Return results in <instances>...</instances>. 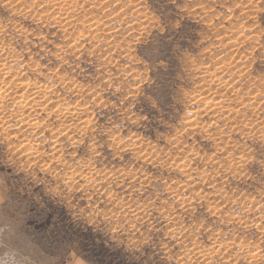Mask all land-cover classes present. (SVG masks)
<instances>
[{"label": "rangeland", "instance_id": "1", "mask_svg": "<svg viewBox=\"0 0 264 264\" xmlns=\"http://www.w3.org/2000/svg\"><path fill=\"white\" fill-rule=\"evenodd\" d=\"M72 1L0 0V264H131L149 244L167 264H264V36L248 0H185L183 36L137 0ZM20 81L39 97L21 104ZM125 86L139 131L105 152L90 127Z\"/></svg>", "mask_w": 264, "mask_h": 264}, {"label": "snow or ice", "instance_id": "2", "mask_svg": "<svg viewBox=\"0 0 264 264\" xmlns=\"http://www.w3.org/2000/svg\"><path fill=\"white\" fill-rule=\"evenodd\" d=\"M141 7L145 10H150L160 21L156 25L157 32L161 29L168 31L170 35L183 36L187 33L189 24L187 23L188 12L181 11L180 9L185 4V0H137ZM245 7L249 8L252 14V25H255L254 31H259L262 36H264V0H248ZM184 17V19H181ZM251 46V45H250ZM261 49H264V44L260 45ZM157 51L163 52V49H156L153 46L143 50V55L148 59L158 58ZM257 55L261 56V60H264V55L259 51L256 52ZM261 72H264V66H259ZM139 84V81H137ZM105 87H108L105 84ZM137 96L140 93L134 91L132 88L125 86L119 95H113L112 99L115 100V104H107L101 107L97 111L99 117H104L105 119H95L94 123L90 127L91 140L92 143L97 145L98 148L107 152V146L111 143L112 147L116 148L119 152H125V145L123 142H131L135 136H137L139 128H137V122L132 120L131 117L135 114L138 109L135 108L138 100ZM146 101V105H151V100L147 97H141ZM157 100H161L160 96H157ZM163 101L161 100V103ZM154 107L155 105H151ZM105 107L107 111H105ZM127 112L128 116L125 117L124 113ZM124 122H121V121ZM128 126L129 131H125V126ZM136 129L133 132L132 129ZM97 137L99 139L97 140ZM259 150V158L255 161L258 168L264 167V142H260L257 145ZM112 156V153H108ZM253 156L256 153H252ZM137 167H139V162L134 157L132 160ZM159 169L157 168V173ZM145 178H148L147 176ZM264 179V176H261ZM153 243H156L153 241ZM157 247H160L157 244ZM155 257V259H153ZM131 264H167L166 259H162L157 255L155 250H152V245L149 244L145 249L144 253H140L138 257L131 258Z\"/></svg>", "mask_w": 264, "mask_h": 264}, {"label": "bare ground", "instance_id": "3", "mask_svg": "<svg viewBox=\"0 0 264 264\" xmlns=\"http://www.w3.org/2000/svg\"><path fill=\"white\" fill-rule=\"evenodd\" d=\"M3 1H4V0H3ZM76 1H77V0H76ZM124 1H125V0H124ZM49 2H50V1H49ZM51 2H52V1H51ZM65 2H66V1H65ZM72 2H75V0L72 1ZM67 3H70V2H67ZM76 3H77V2H76ZM9 4H11V3H9ZM73 4H75V3H73ZM41 5H42V4H41ZM59 5H60V4H59ZM14 7H15V6H14ZM20 7H21V6H20ZM68 9H69V8H68ZM18 10H19V9H18ZM139 10H140V9H139ZM66 11H67V10H66ZM117 11H118V10H117ZM26 16H27V15H26ZM137 23H138V22H137ZM18 26H19V25H18ZM78 28H79V27H78ZM92 33H93V32H92ZM77 36H78V35H77ZM2 48H4V46H3ZM85 48H86V47H85ZM3 54H4V53H3ZM233 54H234V53H233ZM245 57H246V56H245ZM238 58H239V57H238ZM13 59H14V57H13ZM3 62H4V61H3ZM3 62H2V63H3ZM0 63H1V62H0ZM241 66H242V65H241ZM0 67L2 68V70L7 71L6 74L8 75V77H12L11 75H13V72H12L13 67H10V66H8V65H0ZM203 68H204V67H203ZM0 71H1V70H0ZM238 72H239V71H238ZM242 72H243V71H242ZM9 73H11V74H9ZM2 75H3V74H2ZM9 75H10V76H9ZM20 77H21V76H19V78H20ZM0 78H1V80L3 79L2 76H0ZM16 78L19 79V78H18V75L16 76ZM9 80H10V79H9ZM11 80L13 81L14 78L11 79ZM15 80H16V79H15ZM15 80H14V81H15ZM24 81H25V80H24ZM24 81H23V82H24ZM1 82H2V81H1ZM23 82L20 81V84L23 83ZM2 83H3V82H2ZM24 83H25V82H24ZM26 83H28V82H26ZM9 84H10V83H9ZM16 84H17V83H16ZM18 84H19V83H18ZM30 84H31V83H30ZM35 84H36V83H35ZM21 85H22V86L19 85V88H21V89L25 88V90H24V91H25V94H23V95H24V98H23V96H22L23 99L20 100V102L22 101V102H21V104H22L23 102L27 103V99H26V98L29 99V97H30V96H33L35 93L32 91L33 89H30L32 86L30 87V85H28V86L30 87V88H28V87H26L27 84H26L25 86H24L23 84H21ZM16 86H17V85H16ZM35 86H37V84H36ZM8 87H9V86H8ZM33 87H34V86H33ZM33 87H32V88H33ZM10 88H11V87H9V89H10ZM4 89H5V88H4ZM6 89H7V88H6ZM35 89H36V88H35ZM35 89H34V91H35ZM38 89H39V88H38ZM40 89H41V88H40ZM1 90H2V89H1ZM30 90H31V91H30ZM15 91H16V90H15ZM17 91H18V90H17ZM20 91H22V90H19V92H20ZM51 91H52V90H51ZM1 92H2V91H1ZM3 92H4V91H3ZM48 92L51 93L50 91H48ZM16 93H17V92H16ZM52 93H53V92H52ZM81 93H82V92H81ZM20 94H21V92H20ZM37 94H38V93H36V96L39 97ZM8 95H9V94H8ZM8 95H7V96H8ZM13 95L15 96V94H13ZM0 96H1V95H0ZM3 96H4V95H3ZM7 96H6V97H7ZM34 96H35V95H34ZM36 96H35V97H36ZM4 97H5V96H4ZM44 97H45V96H44ZM30 98H31V97H30ZM0 99H3V98H0ZM18 99H19V97H18ZM31 99L34 100L35 98L32 97ZM36 99H37V98H36ZM49 99H50V98H49ZM49 99H48V100H49ZM54 99H55V98H54ZM252 99H253V98H252ZM7 100H8V99H7ZM51 100H52V99H51ZM238 100H239V99H238ZM18 101H19V100H18ZM38 102H39V101H38ZM46 102H47V99H46ZM18 103H19V102H18ZM25 103H24V104H25ZM31 103L33 104L32 100H31ZM40 103H41V102H40ZM40 103H39V104H40ZM54 104H55V103H54ZM40 105H41V104H40ZM40 105H39V106H40ZM42 105H43V104H42ZM44 105H45V104H44ZM27 106H29V104H28ZM27 106L25 105L24 108H26ZM36 106H37V105H36ZM55 106H56V104H55ZM4 107H5V105H2V104L0 103V113H2V110L4 109ZM30 107H31V106H30ZM37 107H38V106H37ZM37 107H36V108H37ZM52 107H53V106H52ZM63 107H64V106H63ZM24 108H23L22 110H24ZM34 108H35V105H34ZM34 108H33V109H34ZM36 108H35V109H36ZM38 108H39V107H38ZM51 109H54V108H51ZM30 110H31V109H30ZM57 110H58V109H56V111H57ZM68 110H70V109H68ZM3 111H4V110H3ZM13 111H14V110H13ZM26 111H28V110H26ZM72 111H74V110H72ZM72 111H71V113H73ZM81 112H82V111H81ZM9 113H10V112H9ZM14 114H15V113H14ZM59 114H61L62 118L66 117V119H67L68 114L70 115V111H65L64 109H63V110L60 109V110H59ZM79 114H80V113H79ZM0 115H1V114H0ZM2 115H3V114H2ZM12 115H13V114H12ZM73 115H74V113H73ZM83 115H84V114H83ZM63 116H64V117H63ZM70 116H71V115H70ZM79 116H80V115H79ZM192 116H193V115H192ZM71 117H72V116H71ZM77 117H78V114H77ZM30 118H31V117H30ZM32 118H33V117H32ZM34 118H36V117H34ZM62 118H61V119H62ZM69 118H70V117H69ZM36 119H37V118H36ZM78 119H79V118H78ZM6 120H8V119H5V120H4V117H2V118L0 117V125H1V126H2V125H3V126H6L7 123H8V122H6ZM33 120H34V119H33ZM21 121H22V120H21ZM39 121H41V120H39ZM79 121H80V120H79ZM18 122H19V121H18ZM32 122H33V121H32ZM86 122H88V121H86ZM39 123H40V122H38V124H39ZM82 123L84 124V121H83ZM189 123H190V122H189ZM189 123H188V124H189ZM25 124H26V123H25ZM27 124H28V123H27ZM86 124H87V123H86ZM86 124H85V125H86ZM89 124H90V123H89ZM32 125H34V124H32ZM32 125H31V126H32ZM185 126H186V125H185ZM6 127H7V126H6ZM32 127H33V126H32ZM34 127H35V126H34ZM65 127H66V126H65ZM36 128H37V127H36ZM33 132H34V129H33ZM7 133H8V132H7ZM26 138H27V137H26ZM80 140H81V139H80ZM80 140H79V141H80ZM43 151H44V150H43ZM229 152H230V151H229ZM33 155H35V154H33ZM242 155H243V154H242ZM57 156H58V155H57ZM56 158H57V157H56ZM60 158H61V157H60ZM58 160H59V159H58ZM51 161H52V160H51ZM61 162H62V161H61ZM64 164H65V163H64ZM231 164H232V163H231ZM47 165H48V164H47ZM87 169H88V168H87ZM68 171H69V170H68ZM70 171H71V170H70ZM85 172H86V171H85ZM71 173H72V172H71ZM75 173H76V172H75ZM66 174H67V173H66ZM82 174H83V173H82ZM85 174H86V173H85ZM70 176H71V175H70ZM78 177H79V176H78ZM64 179H65V178H64ZM66 180H67V179H66ZM103 190H104V189H103ZM182 190H183V189H182ZM198 191H199V190H198ZM179 257H180V256H179Z\"/></svg>", "mask_w": 264, "mask_h": 264}]
</instances>
